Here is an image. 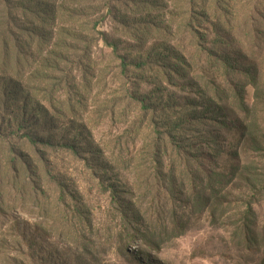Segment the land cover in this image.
I'll return each instance as SVG.
<instances>
[{
	"label": "rangeland",
	"instance_id": "1",
	"mask_svg": "<svg viewBox=\"0 0 264 264\" xmlns=\"http://www.w3.org/2000/svg\"><path fill=\"white\" fill-rule=\"evenodd\" d=\"M62 1L65 47L28 86L45 109L42 142L0 127V264H137L140 248L160 264H264V0L49 5ZM170 50L185 60L186 79L157 76ZM39 60L29 57L26 75ZM209 98L220 113L177 135L174 113L189 103L200 111ZM157 143L163 169L151 158ZM169 171L176 186L166 185ZM111 185L160 248L137 237L125 250ZM193 187L211 205H196Z\"/></svg>",
	"mask_w": 264,
	"mask_h": 264
},
{
	"label": "trees",
	"instance_id": "2",
	"mask_svg": "<svg viewBox=\"0 0 264 264\" xmlns=\"http://www.w3.org/2000/svg\"><path fill=\"white\" fill-rule=\"evenodd\" d=\"M50 1L51 0H18L16 3H12V0H0V127L3 123L8 122L13 131L23 132L22 137L25 138L26 143L32 144L42 142L43 136L38 129L41 125L40 122H44L45 109L36 96L33 98V94L30 93L28 86L30 85V81L35 79V76H41L42 71L51 66L54 61L50 62V58L56 55V51L60 52L61 49L65 47L64 39L66 30L63 28L65 22H60L61 25L59 23V17H64L62 9L64 8L65 1H62L58 10L49 5ZM56 12L58 17L56 16ZM75 12L76 10L69 12L67 21L73 19ZM54 19H57L59 24L57 27L55 26L53 28L52 24L56 23V21L52 23ZM213 28L215 29V27ZM29 57H39L40 59L39 62L36 63L35 72H32L30 76L26 75L24 71ZM148 60L149 56L146 62L134 64V67L143 69L148 65ZM156 63L164 67V70H161L157 76L161 75L168 82L175 77H181L183 80L187 77L184 68V66L186 67V62L177 51L170 50L168 56ZM150 65L151 67L153 66L152 64ZM121 66L122 69H125L127 64L123 61ZM157 71L158 70L155 72ZM214 88V91H216L217 88ZM237 98L241 109H243L244 112H248L244 104L242 93L237 94ZM143 102L144 101L141 100V104ZM206 102L208 105L202 106L203 109L200 111L196 108H190L193 107V104L189 103L174 113L172 123L177 125L179 132L177 135H184L187 131L184 127L188 123L200 120L205 117L207 113L211 114L210 117L220 113V109L218 110L216 107L210 105L209 102L213 103L211 98ZM142 108L146 112L150 110V108L148 109L147 106L143 104L141 105V109ZM32 119L33 122H36V125L32 130H27L25 126ZM170 135L171 134H167V138H170ZM174 138L175 137L172 139ZM71 149L73 148L71 147ZM151 150L152 161L159 166V168L163 169L162 156L164 151L161 150V145L157 143L151 147ZM177 152L182 158L183 156L186 157L184 162H191V158L188 157L183 150H179V147ZM11 163H14V159H12ZM99 169L106 172L107 166L105 168L101 165ZM168 174H170V179H168L169 182L166 185L176 186V179L172 171H169ZM163 175L167 174L161 173L158 176L161 177ZM158 180L159 178L155 181ZM58 186L60 187L61 185L58 184ZM162 187V185L157 186L159 190H162ZM202 189L206 190V185L202 186ZM192 191L195 195L193 199L194 202L196 201V205L201 204V202H204L205 206L211 205L210 199L200 196V190H197L196 187H193ZM60 192V200H63L65 197L64 193L62 190H60ZM117 196V188L111 185L110 197L113 202L119 206L116 211L118 215L119 233L120 235L125 233V236L128 237L125 242L127 244H124L125 250L135 243L136 240L134 239L137 237L138 240L139 238L144 239L146 245L152 247V249L155 246L157 247L156 249L160 248L153 240L155 235H153L152 231L149 230L147 232L145 230V221H147V219L138 210H135L133 203L129 200L126 201L119 198L116 200ZM250 212L251 209L249 208L245 217L249 216ZM244 220L246 222L244 221L241 225L243 229L242 233L244 240L249 241L252 232H244L248 227L247 219L244 218ZM176 227L177 229L180 228L178 223ZM132 258L137 264H160L151 252H147L141 248L138 250L137 255H132Z\"/></svg>",
	"mask_w": 264,
	"mask_h": 264
}]
</instances>
